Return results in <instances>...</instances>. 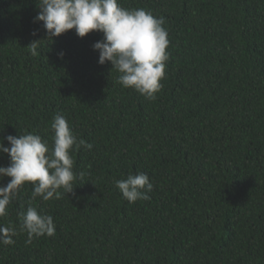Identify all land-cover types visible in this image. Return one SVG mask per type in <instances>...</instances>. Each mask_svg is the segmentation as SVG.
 I'll return each instance as SVG.
<instances>
[{
  "label": "trees",
  "instance_id": "1",
  "mask_svg": "<svg viewBox=\"0 0 264 264\" xmlns=\"http://www.w3.org/2000/svg\"><path fill=\"white\" fill-rule=\"evenodd\" d=\"M118 3L164 19L155 99L98 63L101 32L52 41L33 22L38 0H0V139L9 147L8 135L31 132L51 144L62 114L92 144L72 150L75 196L18 189L0 217L16 230L0 264H264V0ZM138 172L153 191L130 203L114 181ZM29 206L53 217V236L26 243L19 214Z\"/></svg>",
  "mask_w": 264,
  "mask_h": 264
},
{
  "label": "clouds",
  "instance_id": "2",
  "mask_svg": "<svg viewBox=\"0 0 264 264\" xmlns=\"http://www.w3.org/2000/svg\"><path fill=\"white\" fill-rule=\"evenodd\" d=\"M37 8L33 22H43L46 39L53 41L73 29L80 38L93 31L101 32L103 38L92 46L99 53L98 63L110 62L119 73L117 82L120 85L134 88L149 100L155 99V94L163 87L161 81L168 60L169 40L163 18H156L143 8H123L118 0H38ZM32 34L35 36L37 32ZM40 41L34 40L27 46L34 56ZM63 55L59 53L61 58ZM51 130V144L31 132L8 135L5 139L9 147L0 139V153L7 154L10 159L7 167L0 166V179L11 178L5 186H0V217L7 214L9 204L26 182L32 185L33 200L40 197L48 201L54 197L59 199L62 194L76 195L72 150L81 147L90 150L92 144L78 138L62 114L54 116ZM114 183L130 203L150 199L149 193L154 187L145 172L128 174ZM19 215L20 229L28 236L26 243L30 244L34 237L55 234L53 217L39 212L36 207L29 206ZM14 235V227L0 225V243H14Z\"/></svg>",
  "mask_w": 264,
  "mask_h": 264
}]
</instances>
